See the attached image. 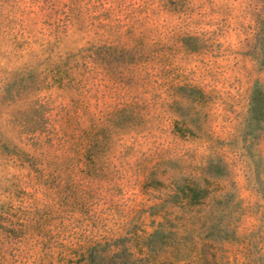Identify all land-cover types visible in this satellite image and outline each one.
Masks as SVG:
<instances>
[{"label":"rangeland","instance_id":"rangeland-1","mask_svg":"<svg viewBox=\"0 0 264 264\" xmlns=\"http://www.w3.org/2000/svg\"><path fill=\"white\" fill-rule=\"evenodd\" d=\"M0 264H264V0H0Z\"/></svg>","mask_w":264,"mask_h":264}]
</instances>
